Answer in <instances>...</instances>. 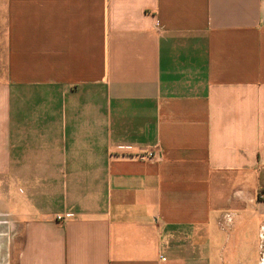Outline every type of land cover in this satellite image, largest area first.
Instances as JSON below:
<instances>
[{
    "label": "crops",
    "instance_id": "obj_1",
    "mask_svg": "<svg viewBox=\"0 0 264 264\" xmlns=\"http://www.w3.org/2000/svg\"><path fill=\"white\" fill-rule=\"evenodd\" d=\"M0 264H264V0H0Z\"/></svg>",
    "mask_w": 264,
    "mask_h": 264
},
{
    "label": "built area",
    "instance_id": "obj_2",
    "mask_svg": "<svg viewBox=\"0 0 264 264\" xmlns=\"http://www.w3.org/2000/svg\"><path fill=\"white\" fill-rule=\"evenodd\" d=\"M146 157L148 159L152 160H160L162 157V153L160 151H155V150H148L146 152ZM63 217L61 215L57 216V219H62Z\"/></svg>",
    "mask_w": 264,
    "mask_h": 264
}]
</instances>
